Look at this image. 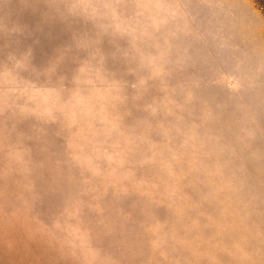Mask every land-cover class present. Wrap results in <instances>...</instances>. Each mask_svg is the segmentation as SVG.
<instances>
[{
    "label": "rangeland",
    "instance_id": "374dc122",
    "mask_svg": "<svg viewBox=\"0 0 264 264\" xmlns=\"http://www.w3.org/2000/svg\"><path fill=\"white\" fill-rule=\"evenodd\" d=\"M0 264H264V0H0Z\"/></svg>",
    "mask_w": 264,
    "mask_h": 264
}]
</instances>
